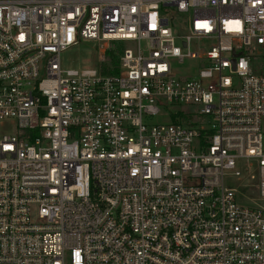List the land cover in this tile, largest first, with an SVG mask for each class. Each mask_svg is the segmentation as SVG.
I'll return each mask as SVG.
<instances>
[{
  "label": "built area",
  "instance_id": "2783aa9c",
  "mask_svg": "<svg viewBox=\"0 0 264 264\" xmlns=\"http://www.w3.org/2000/svg\"><path fill=\"white\" fill-rule=\"evenodd\" d=\"M263 116L264 0H0V264H264Z\"/></svg>",
  "mask_w": 264,
  "mask_h": 264
},
{
  "label": "rangeland",
  "instance_id": "374dc122",
  "mask_svg": "<svg viewBox=\"0 0 264 264\" xmlns=\"http://www.w3.org/2000/svg\"><path fill=\"white\" fill-rule=\"evenodd\" d=\"M176 28L183 31L184 23L180 20L175 22ZM100 42L97 40H86V39H80L77 44L69 47L65 51L61 53V66L63 69H77V70H85V69H95L98 64V54L100 52L99 48ZM127 42H116L113 44H110V48L112 49V52L115 56H117L116 52L117 50L121 49L123 46H126ZM141 46H144L145 43L142 41L140 43ZM119 48V49H118ZM191 48L195 49V41L193 40L191 43ZM111 58V57H110ZM187 62V61H186ZM183 64H179L178 66H181ZM185 109H190V107H183ZM149 123H159L166 120L165 116L161 115H154L149 116L146 119ZM261 128L262 133L264 135V116L261 118ZM8 132L15 134L16 128L14 124H9L7 126ZM230 179V176L227 177ZM256 182V181H255ZM249 184V183H248ZM253 189V187H251ZM246 192L245 195L247 197L254 196L253 192L249 188H245ZM242 191V187H237V198ZM246 204V203H244ZM261 204H264L262 202Z\"/></svg>",
  "mask_w": 264,
  "mask_h": 264
},
{
  "label": "trees",
  "instance_id": "16d2710c",
  "mask_svg": "<svg viewBox=\"0 0 264 264\" xmlns=\"http://www.w3.org/2000/svg\"><path fill=\"white\" fill-rule=\"evenodd\" d=\"M119 49V48H118ZM120 50V49H119ZM107 55L111 57V61L115 64L117 63V56H115L112 52V50L107 51ZM116 71V70H114Z\"/></svg>",
  "mask_w": 264,
  "mask_h": 264
}]
</instances>
